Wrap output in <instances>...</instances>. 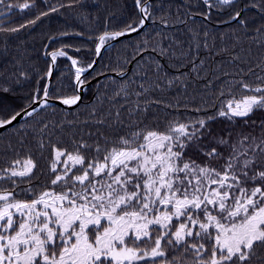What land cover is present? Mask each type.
I'll use <instances>...</instances> for the list:
<instances>
[{"label": "snow or ice", "instance_id": "1", "mask_svg": "<svg viewBox=\"0 0 264 264\" xmlns=\"http://www.w3.org/2000/svg\"><path fill=\"white\" fill-rule=\"evenodd\" d=\"M84 2L0 0V76L11 66L16 71L7 78L14 83L31 79L22 67L26 50L16 47L19 55L6 60L10 41L26 29L31 33L45 17ZM134 8L117 28H109L106 16L103 29L88 35L95 41L90 61L69 54L79 47L63 44L49 51L46 44L48 68L38 72L20 107L8 100L15 90L0 86V136L13 131L25 149L22 156L9 140L6 151L13 155H0V264H264V121L260 136L233 137L231 131L218 134L212 128L220 119L248 123L245 118L264 111V56L249 62L243 55L253 46L264 50V0L243 5L240 0H184L175 23L164 0H134ZM249 8L261 22L246 18ZM34 9L39 10L22 22L3 23ZM226 11L223 23L235 22L239 33L217 37L203 25L188 28L186 41L175 35L178 25L195 23L197 17L210 22L213 12ZM149 22L159 27L144 32ZM133 34L141 39L125 63L135 61L137 70L129 75L116 61L112 72L120 79L96 72L102 49L113 46L109 41ZM68 35H51L49 43ZM58 58H66L73 71L67 85L55 88ZM161 60L177 74L170 75ZM100 76L110 83L100 85ZM93 80L95 100L85 102ZM189 85L201 89L199 103L189 98ZM56 104L72 108L75 118L45 119L49 110L55 116ZM80 108L86 112L83 119ZM161 111L163 127L156 115ZM30 134L35 157L25 144ZM41 158L47 169H39ZM41 175L45 180L34 183Z\"/></svg>", "mask_w": 264, "mask_h": 264}, {"label": "trees", "instance_id": "2", "mask_svg": "<svg viewBox=\"0 0 264 264\" xmlns=\"http://www.w3.org/2000/svg\"><path fill=\"white\" fill-rule=\"evenodd\" d=\"M37 2L39 3V0H37ZM65 2H67V0H65ZM246 2L247 0H240V5H243ZM164 3L168 6V9L172 16V20L170 22L175 23L177 9L181 4L184 3V0H164ZM38 10L39 9H34L32 13L25 12L23 16L19 14L11 16L10 19H4L3 23L5 25H9L22 22L23 20H26L29 16L35 15V12ZM201 10L203 9L201 8ZM236 10H239L238 7ZM154 11L157 10L154 9ZM180 11L181 15H183L186 9L181 8ZM61 12L63 13L62 15L52 14L50 17H45L36 28L32 29L31 33H29V31L26 29L17 34L18 39H12L10 41L12 47L9 56L6 58V60L10 61L13 55H19V53L16 52V47H19L22 50H26L23 56L22 67L23 70L28 72L31 76V79L24 80L21 84H16L12 80L7 78L9 73L16 71V69L11 66L4 69V75L0 76V86H9L15 90V97H8V100L11 101L13 103V106L15 107H20L22 104H24V97H26L34 87L38 72H44L48 68L46 60L50 58H47L44 55V46L46 44L48 45L49 51L55 50L56 48L61 47L63 44H70L74 47H79L81 48L80 52L77 53L72 51L71 49H68L69 54L73 55L74 57H79L82 61H90L93 59L92 53L95 47V41L88 39V35L95 34L103 29V22L106 16H110L111 22L108 25L109 28H117L123 23L124 20L128 19L129 17L135 14V8L134 0H96V2H93V0H85L82 5H79L74 9L64 8L61 9ZM228 15L229 14L227 11L220 14L214 12L211 17V22H220L226 20L228 18ZM245 16L253 24L261 22L259 17L253 19V17L256 16L254 9L253 11L252 9H248L245 13ZM203 25H206L210 32L214 31L217 37H219L220 35L228 36V34L233 31L238 33L240 32V29L237 27L236 23L223 28H215L201 19H196L195 23L189 22L187 26H178L181 29V31L179 32H175V29H168L166 31H168L170 34L175 32V35L178 39H180L181 41H186L189 38V34L187 31L188 28L200 29ZM154 27H159V25H152L149 22V25L144 30V32H150ZM62 31H68L70 35L65 37H59L58 39L53 40L51 41V43H49V37L51 35H55ZM75 32H84L85 35L83 37H79L74 35ZM140 39L141 35H135L128 39H123L112 47H110L109 49H107L102 54L103 59H100L98 61L96 72H101L103 70L107 76L118 80L120 78L115 77L113 75L114 72H112V69L116 68V61H119L126 70L129 65L131 66V69L128 72L129 75H131L137 70V68L135 67V61H132L131 63H125V60H127L132 55V46L135 45ZM165 43H167V41H165ZM226 43H230V41H226ZM217 46H219L218 39ZM244 47L247 49L248 45L245 44ZM144 55L147 56L148 53H145ZM152 55L154 59L158 58L155 56L154 53ZM201 55L205 56L204 53H201ZM243 55L246 59L249 60V62H254L257 57L264 56V50L257 49L255 46H253L251 53L245 52L243 53ZM215 59L219 60L220 57L217 56L215 57ZM3 63V61H0V68L3 67ZM161 63L165 65L166 71L170 75L177 74L174 66L168 65V61L161 60ZM106 65H109V67H105ZM247 66V64L241 65V67L245 68ZM225 67L229 71L233 70L231 65L226 64ZM72 71L73 70L70 67V62L67 61L66 58H58L53 71L52 86L55 88H60L61 83L67 85L70 82ZM181 71L187 72L188 69L183 68L181 69ZM98 79L100 85H107L110 83V81L107 80L105 76H100ZM41 83H43V81H41ZM96 83L97 81L93 80L92 85H89L88 89L85 91V102H92L95 100L97 88L93 85H95ZM198 83H202V81ZM199 91H201V89L194 88L192 85H189V98L194 96L196 103H199L200 101V96L197 95ZM109 93H111V88H109ZM170 95L171 94H169V97ZM106 107L107 105H105V108ZM75 115V111L66 113L56 108L55 116H53L51 110H49L47 113H45V119L60 121L63 117H67L68 120H72L75 118ZM85 115V110L83 108H80V118L83 119ZM156 115L159 116L161 127H163L165 113L161 111L156 113ZM180 115H183V113H181ZM245 119H247L248 123H244V120L240 118L237 119L235 124H232L224 119L217 120L212 124L213 132L218 134H224L228 131H231L233 137H236L241 132L251 133L254 136H260L261 128L259 126V122L264 121V111H255L251 116ZM253 121H256L257 123H252ZM23 123L24 121L20 122V124ZM17 127H19V125H17ZM68 131H70V129H68L66 126L65 132L67 133ZM62 139H64V141L67 143V135L63 136ZM9 140H11L15 148H18L20 150V153L23 156L25 154V149L17 143V138L13 131L5 132L3 136H0V155H6L8 157H11L13 155L12 152L6 151L7 143ZM53 140H55V137H53ZM205 143L209 147L213 146L211 143H209L207 137L205 138ZM25 144L31 146L33 156H37L35 141L32 139L31 134L25 140ZM47 154L48 153L46 152L45 155ZM188 155H192L193 158L201 161L204 159L203 156H196L191 151L188 153ZM0 163H2V161H0ZM212 163L214 166H219L220 161H213ZM38 167L41 170L47 169V163L41 158L38 161ZM44 180L45 176L41 175L40 179L36 180L34 183L40 184Z\"/></svg>", "mask_w": 264, "mask_h": 264}, {"label": "water", "instance_id": "3", "mask_svg": "<svg viewBox=\"0 0 264 264\" xmlns=\"http://www.w3.org/2000/svg\"><path fill=\"white\" fill-rule=\"evenodd\" d=\"M234 23V22H232ZM226 25H229L227 23H220V24H217L216 26L217 27H223V26H226ZM136 34H133L132 36H135ZM132 36H127V37H124V38H121L122 39H126V38H129V37H132ZM119 40V41H121ZM119 41H110L109 44L111 45H114L116 43H118ZM109 47H106V49H102V53L107 50ZM94 58V57H93ZM130 68V66L128 67V69ZM129 71V70H128ZM115 75V74H114ZM55 107H57L60 111H63V112H73L74 110L72 108H68L67 106H63V105H59V104H56ZM75 107V106H74ZM23 120H20V122H22Z\"/></svg>", "mask_w": 264, "mask_h": 264}, {"label": "bare ground", "instance_id": "4", "mask_svg": "<svg viewBox=\"0 0 264 264\" xmlns=\"http://www.w3.org/2000/svg\"><path fill=\"white\" fill-rule=\"evenodd\" d=\"M149 25V24H148ZM179 27H183V26H185V25H178ZM215 28H219V27H215ZM130 38V37H129Z\"/></svg>", "mask_w": 264, "mask_h": 264}, {"label": "flooded vegetation", "instance_id": "5", "mask_svg": "<svg viewBox=\"0 0 264 264\" xmlns=\"http://www.w3.org/2000/svg\"><path fill=\"white\" fill-rule=\"evenodd\" d=\"M249 10H251V9H249ZM253 11V10H252ZM214 13V12H213ZM207 23H209L211 26H213L210 22H207Z\"/></svg>", "mask_w": 264, "mask_h": 264}]
</instances>
